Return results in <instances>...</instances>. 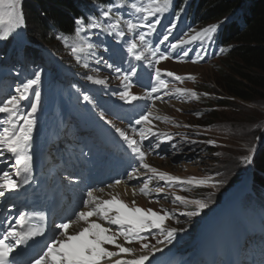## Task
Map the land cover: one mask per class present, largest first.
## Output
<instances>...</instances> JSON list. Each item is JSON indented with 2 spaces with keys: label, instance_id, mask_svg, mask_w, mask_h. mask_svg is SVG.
I'll return each mask as SVG.
<instances>
[{
  "label": "snow or ice",
  "instance_id": "6c2138e0",
  "mask_svg": "<svg viewBox=\"0 0 264 264\" xmlns=\"http://www.w3.org/2000/svg\"><path fill=\"white\" fill-rule=\"evenodd\" d=\"M173 0H146L144 3H138L137 0H124L118 3L117 0H106V2L97 5L98 14L94 13L89 17H79L75 20V34L81 37V43L73 46L71 51L79 60L80 53L94 55V49L99 48L103 43V36L113 37L122 51L136 61L147 59L141 46L149 48L154 62L149 61V67L152 69V79L155 84L152 85L146 96H138L132 93L131 89L135 86L133 80L137 77V68L130 66L128 70L116 66L114 63L104 61L109 69H113L120 75L117 79L123 87L122 91L114 92L119 99L125 103L131 104L135 101L153 98L154 93L161 89H167L168 84L165 76L181 81L183 78L171 71H164L157 67L161 61L170 57L165 53H159L158 50L151 48L147 37L157 31V26L161 24L160 16L164 14L172 5ZM127 9V11H123ZM135 16V20L132 18ZM122 25L126 26L125 28ZM172 24L160 43L168 41L172 29ZM26 27V19L22 10V0H0V40H8L18 29ZM217 31V25H210L202 30L195 32L189 39H179L176 43H171L170 48L175 50L182 49V45L191 43L195 40L207 39L213 40V34ZM96 37V41L92 39ZM99 41V42H97ZM105 51L111 52V49L105 47ZM223 51V50H221ZM116 55V53H112ZM184 56L187 52L184 51ZM102 59V58H101ZM196 62V61H193ZM99 65L101 60H97ZM87 66V65H85ZM194 79L193 77H188ZM86 79L97 85H104V79H93L91 75ZM41 83V71L34 73L33 78L27 79L16 87L15 93L3 99H0V158L6 154L14 161L11 165H6L4 170H0V198L5 197L6 193H14L19 190L20 183L18 179L24 175V182H27L28 175L31 173L32 160L30 149L33 140L32 132L35 127V113L38 111L41 103V92L38 89ZM176 93L185 94L190 92L191 96L196 97L197 93L193 90L177 88ZM155 99H160L156 96ZM83 100L92 103L89 95H83ZM101 119H104L103 115ZM153 114L151 111L142 113L139 118L134 120V124L142 126L139 129L133 128V132H138L139 139L130 136L126 130L116 128L115 131L127 143L131 152L138 158V168L126 173L132 180H140L142 186L139 187V193L148 197L153 194L150 189L153 180L162 181L169 187L195 185L208 188H216L222 181L211 182L210 179H198L190 177L182 179L181 177L158 170L145 162L148 152L143 148V142L149 139V135L159 137L163 133L154 132L150 126ZM159 119V117H155ZM111 123L110 121H107ZM167 140H172L167 136ZM207 143H215L208 141ZM149 143V150L152 149ZM159 147V143L155 145ZM172 147H175L173 144ZM246 162H251L249 157H245ZM14 171H9L8 168ZM139 169H144L152 175L147 179L141 180L137 175ZM122 180L114 181L115 185L121 184ZM108 188L113 185L109 184ZM96 190H88L86 198L82 201L80 210L74 213V218H69L55 225L58 230L45 242L44 248L38 257L29 260L28 264H146L150 256L155 252L161 251L158 245L171 244L176 238V228L163 227L167 219H171L173 213L162 209L161 212L154 211L152 208L143 209L139 206H129L117 195H110V198L104 199L95 194ZM99 191H103L100 189ZM137 189H133L135 196ZM164 193V187L157 184L154 188V194L160 196ZM174 195V200L183 205H192L193 210L181 213L188 217L199 216L201 212L209 207L205 199H189L184 195ZM135 200L132 204L135 205ZM43 221L42 214H35ZM178 222V221H177ZM83 225L73 230L75 226ZM153 230L158 232L162 239H157L155 245H150L149 237ZM45 229L42 226H31L29 217L25 213H20L15 223L7 222V226L0 233V264H15L14 253L19 254L18 250L22 246H28L29 241H34L36 237L44 236ZM140 243L141 253L136 254L133 247L126 246L133 243ZM105 245H110L116 250H110ZM11 257V259H10Z\"/></svg>",
  "mask_w": 264,
  "mask_h": 264
},
{
  "label": "rangeland",
  "instance_id": "374dc122",
  "mask_svg": "<svg viewBox=\"0 0 264 264\" xmlns=\"http://www.w3.org/2000/svg\"><path fill=\"white\" fill-rule=\"evenodd\" d=\"M27 1L22 0V4ZM243 1L246 2L247 0H241L242 3ZM221 60L219 62L220 66L222 64ZM166 68V70L175 71L182 75L187 72L196 73L199 78V82L196 84L197 89L201 90L200 93L204 104H194L191 100L185 102L177 100V94L173 93L174 91L171 88H168L169 79H165L168 87L160 91L163 94V101L169 104V106L165 109L164 115H169L174 111L176 116L181 118V124H173L170 126L169 131H171L174 137H177L173 144H182L176 146L177 148L168 149L161 159L154 152H151L147 155L145 162L156 167L158 170L166 169L170 173L175 172L182 176L185 175L186 179L196 177L198 179H210L211 182L222 181V183L216 188L200 186L201 190L198 192L189 191L186 185L182 187L165 186L164 193L158 197L154 194V188L159 183L154 179L152 185H150V189H153V194L149 196V199L150 203L152 201L157 202L164 207L167 206L169 209H174L178 212V217L176 215L172 218V224L169 228H176L177 232L188 231L190 234H195L197 230L195 231L191 228L194 226L192 219L180 214L184 210V205L174 201L173 194L184 195L189 199H205L210 207V201L223 200L225 193L231 190L237 181H242L244 186H246L247 179L252 174L254 168L252 162L256 158L258 150L264 144V99L242 102L233 98H225L226 95L223 94L224 89L219 84L222 77L220 70L210 63L195 67L190 65H168ZM170 90H172V94H169ZM14 93L6 94L2 99ZM226 99L230 102V105L226 107L216 103L217 100H221L222 102ZM49 101L50 98L46 93L41 94L40 104L43 105ZM172 104L174 108H172ZM144 106H142V109H144ZM206 106H209L208 108H212L218 114V117L212 124H206V121H204L207 117L206 112L203 111L207 110ZM175 109H181L182 113L175 111ZM91 111L104 112L100 106L95 104L91 107ZM3 116L4 114L0 118ZM131 116L130 122L127 123L123 118H120L115 124L123 125L132 134L134 133L132 129L138 128L134 124V120L138 117L133 114ZM126 117L130 118L129 115H126ZM165 130L168 131V128L166 127ZM208 141H214L215 143H207ZM183 143L189 151L183 147ZM207 147H209L208 151H206ZM246 156L249 157L250 163L245 161ZM0 163L3 164L0 170H3L7 163L1 159ZM211 197L214 199L211 200ZM172 202H175V204H170ZM209 207L201 212L199 216H195V221L199 220L200 216L202 217L206 214ZM217 221L218 219L214 220V224L210 229L215 226ZM204 235H201V237ZM244 241V253H246V250H249L248 261L245 262L247 264H264V242L259 238L254 239L253 236H249ZM167 245L169 247L165 249V254L170 257L173 255L175 258L189 257L193 253V249L188 250L184 243L178 242V239H174L171 244ZM256 250L258 251L256 252Z\"/></svg>",
  "mask_w": 264,
  "mask_h": 264
},
{
  "label": "trees",
  "instance_id": "16d2710c",
  "mask_svg": "<svg viewBox=\"0 0 264 264\" xmlns=\"http://www.w3.org/2000/svg\"><path fill=\"white\" fill-rule=\"evenodd\" d=\"M248 14L243 15V30L230 25L221 35V40L233 45L232 51L216 63L222 75L221 88L225 98L242 102L264 99V0H249ZM241 0H200L198 13L202 23L220 20L230 15L241 5ZM76 0H28L22 4L26 19V35L37 38L46 46L53 44L54 32H68L76 17ZM228 106L226 100L216 101ZM218 114L215 110L207 113L206 124L214 122ZM209 149V148H208ZM254 164V182L264 190V144L258 150Z\"/></svg>",
  "mask_w": 264,
  "mask_h": 264
},
{
  "label": "bare ground",
  "instance_id": "6f19581e",
  "mask_svg": "<svg viewBox=\"0 0 264 264\" xmlns=\"http://www.w3.org/2000/svg\"><path fill=\"white\" fill-rule=\"evenodd\" d=\"M249 3H250V2H249L248 0H247L246 2H244L245 8L248 7ZM38 128H41V126H38ZM43 128H44V127H43ZM46 131H47V130H46ZM46 131H45V132L42 134V136H40V137H38V131H37V130H36V133L32 135V136H33V140H32V144H31V146H32L33 148L36 149L41 143L44 142V140H45L46 137H47ZM48 132H49V131H48ZM16 179H18V181H19V183H20V185H21L20 188H19V190L16 191V192H14V193H6L5 196H8V195H10V194H12V195H16V194H19L20 192L23 193V195H22V197H19V199H16L15 204H14V206H13L12 208H9V209L7 210L6 215H9L10 220H11L12 218L17 217V216L19 215L20 210H22L21 203H22V202L24 201V199H25L24 194H25L26 192H29V189H28L29 178L27 179V182H26V183L24 182V175H23V174H22L19 178L16 177ZM118 190H123V191H125V192H127V193H129V194L132 193V191H131L129 188H127V187H125V186H123V185H121V184H119V185H115V184H114V189H113V191H112L111 194L114 195V194H115V191H118ZM38 192H40V193H44L43 195H45V193H46V192H43V191H40V190H38ZM53 193H54V192H53ZM96 195L99 196V193L96 194ZM109 197H110V195H109ZM4 209H5L4 207H1V208H0V213H1ZM82 226H83V225L75 226V228H74L73 230H76V229H78V227H82ZM220 253H221V255H222L223 257L228 258V257H227V254H229V251H228V248H227L226 246L220 251ZM146 264H148V263H146Z\"/></svg>",
  "mask_w": 264,
  "mask_h": 264
}]
</instances>
